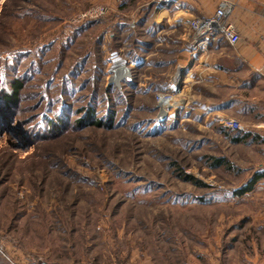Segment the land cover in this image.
Returning <instances> with one entry per match:
<instances>
[{"label": "rangeland", "instance_id": "obj_1", "mask_svg": "<svg viewBox=\"0 0 264 264\" xmlns=\"http://www.w3.org/2000/svg\"><path fill=\"white\" fill-rule=\"evenodd\" d=\"M96 4L108 13L77 20ZM153 4L0 0V91L23 79L16 119L65 127L34 144L0 133V241L14 262L264 264V176L237 194L264 172V106L231 45L193 51L191 30L156 23ZM89 109L112 124L77 126Z\"/></svg>", "mask_w": 264, "mask_h": 264}, {"label": "crops", "instance_id": "obj_2", "mask_svg": "<svg viewBox=\"0 0 264 264\" xmlns=\"http://www.w3.org/2000/svg\"><path fill=\"white\" fill-rule=\"evenodd\" d=\"M152 1L154 21H166L173 29H178L181 26L189 28L194 17L212 16L223 0ZM230 1L234 3L231 21L241 35L240 42L232 47L245 69L242 80L248 81L251 90H256L257 93L251 96L253 102L264 106V0ZM222 43L229 45L222 37L211 42L207 50L209 55L223 48Z\"/></svg>", "mask_w": 264, "mask_h": 264}, {"label": "built area", "instance_id": "obj_3", "mask_svg": "<svg viewBox=\"0 0 264 264\" xmlns=\"http://www.w3.org/2000/svg\"><path fill=\"white\" fill-rule=\"evenodd\" d=\"M234 10V3L230 0H223L218 5L215 13L209 17H194L189 22V28L192 32V41L190 42L193 51H207L211 42L217 41L219 38H223L229 45L235 46L241 40V35L237 30L236 25L231 21V16ZM108 13V7L104 4H96L90 7L87 11L79 14L77 20H82L86 17L88 18H98L104 16ZM121 65H118L114 69V76L119 74L121 79L126 78L131 74V67L126 60L120 59ZM182 69L178 72L175 81L179 80L184 69L183 66H180ZM179 67V68H180ZM118 70L121 71L118 73ZM180 70V69H179ZM179 76V79H178ZM176 81V82H177ZM162 108L159 112V117H164L168 114L167 107L169 104H166L162 101ZM166 110V111H165ZM165 111V113H162ZM225 126L230 128H242L238 120L226 117L223 119ZM0 202H1V193H0ZM0 254L9 261L11 264H21L14 262L7 254L6 248L2 241H0ZM36 264H61L54 261H44L39 259L36 261Z\"/></svg>", "mask_w": 264, "mask_h": 264}, {"label": "trees", "instance_id": "obj_4", "mask_svg": "<svg viewBox=\"0 0 264 264\" xmlns=\"http://www.w3.org/2000/svg\"><path fill=\"white\" fill-rule=\"evenodd\" d=\"M24 90L23 79H13L7 86L1 88L0 91V133H4L5 130L11 132V134L17 135L23 139L24 142L31 144L38 143V139L42 136L53 137L56 134L65 130V127H61L56 123H48L47 128L37 131L36 129L27 128L25 122L21 119H16L20 114V103L22 98V92ZM15 118V119H14ZM99 126L111 125L113 117L110 115L107 119L96 118L93 110L89 109L83 117L77 120V126H83L85 123L90 122ZM250 132L238 131L235 137V141L246 140L250 138ZM12 143V141L10 142ZM15 146H24L21 141H14ZM264 176V172L255 173L249 181L238 189L237 194H244L253 190L255 184ZM192 179V176H189Z\"/></svg>", "mask_w": 264, "mask_h": 264}, {"label": "bare ground", "instance_id": "obj_5", "mask_svg": "<svg viewBox=\"0 0 264 264\" xmlns=\"http://www.w3.org/2000/svg\"><path fill=\"white\" fill-rule=\"evenodd\" d=\"M121 62H122V61H121L120 59H119L118 61H116V66H117V65H120ZM118 73H119V72H118ZM116 76L119 78L118 74H117ZM176 81H177V80H176ZM162 100H163V99H162ZM166 100H167V99H166ZM166 102H167V101H166ZM162 112H164V111H162Z\"/></svg>", "mask_w": 264, "mask_h": 264}, {"label": "water", "instance_id": "obj_6", "mask_svg": "<svg viewBox=\"0 0 264 264\" xmlns=\"http://www.w3.org/2000/svg\"><path fill=\"white\" fill-rule=\"evenodd\" d=\"M111 82H112V80L109 81V83H111Z\"/></svg>", "mask_w": 264, "mask_h": 264}]
</instances>
